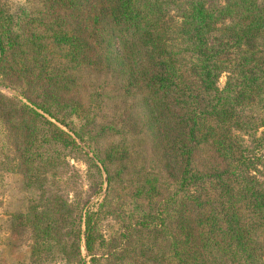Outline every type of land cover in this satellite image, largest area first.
Listing matches in <instances>:
<instances>
[{
  "label": "trees",
  "instance_id": "1",
  "mask_svg": "<svg viewBox=\"0 0 264 264\" xmlns=\"http://www.w3.org/2000/svg\"><path fill=\"white\" fill-rule=\"evenodd\" d=\"M88 2L0 0V85L25 98L0 93V118L17 106L27 184L80 154L108 179L97 207L13 215L30 264H264V0ZM134 93L163 147L140 174Z\"/></svg>",
  "mask_w": 264,
  "mask_h": 264
},
{
  "label": "rangeland",
  "instance_id": "2",
  "mask_svg": "<svg viewBox=\"0 0 264 264\" xmlns=\"http://www.w3.org/2000/svg\"><path fill=\"white\" fill-rule=\"evenodd\" d=\"M102 0H89L85 7V13ZM24 3V0H5L9 10H15ZM114 46L118 49L117 41ZM225 74L218 80V85L223 86ZM0 93L7 98L17 100L25 98L13 89L0 85ZM124 104L129 107L133 120L136 124L137 133L130 136L131 151L134 173L140 172L148 166L151 156L163 151L162 141L157 130L148 103L139 93L131 94L125 98ZM7 108L12 107L7 105ZM13 117L3 121L0 118V264H30V231L28 228L17 225L13 215L46 197L61 195L71 204L72 208L85 209L97 207L104 192L107 190L108 179L105 185L97 175L87 157L83 154L78 156H66L61 166L47 170L42 187L37 184H27L23 166H21L20 148L22 146L21 135L17 124V106L12 110ZM15 123V124H14ZM77 141L82 145L84 151L89 155L92 152L87 144ZM98 160H96L97 162ZM99 162V161H98ZM97 164L99 165L100 162ZM100 166V165H99ZM101 168V167H100ZM138 174H133L134 176ZM111 217L108 215V218ZM111 220L103 222L107 233ZM85 255L86 252L82 248ZM49 264H71L60 259L52 260Z\"/></svg>",
  "mask_w": 264,
  "mask_h": 264
},
{
  "label": "water",
  "instance_id": "3",
  "mask_svg": "<svg viewBox=\"0 0 264 264\" xmlns=\"http://www.w3.org/2000/svg\"><path fill=\"white\" fill-rule=\"evenodd\" d=\"M97 162H98V161H97ZM98 163H99V162H98ZM99 165H100V167H101V170H102V173H103V177H104V183H105V185H106V183H107L106 173H105V171H104L102 165H101V164H99Z\"/></svg>",
  "mask_w": 264,
  "mask_h": 264
}]
</instances>
